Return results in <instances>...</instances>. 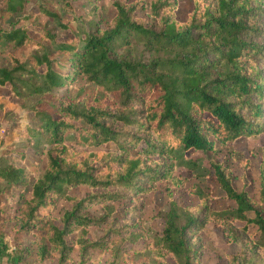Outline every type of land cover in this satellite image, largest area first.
<instances>
[{
    "label": "trees",
    "instance_id": "16d2710c",
    "mask_svg": "<svg viewBox=\"0 0 264 264\" xmlns=\"http://www.w3.org/2000/svg\"><path fill=\"white\" fill-rule=\"evenodd\" d=\"M33 1L0 0V21L9 14L6 29L0 23V56L8 59L0 63V87L17 100L7 106L8 96L0 94L2 117L12 123L0 139V216L8 213L16 233L31 240L38 262L56 257V264H69L73 250L78 264L88 261L105 245L86 236L110 215L108 203L163 183L168 205L161 234H147L138 250L121 252L108 244V264H196L186 234L208 222L240 246L227 264H264V155L257 199L234 189L222 163L210 159L206 168L186 155L189 149L216 151L263 126L264 45L247 40L260 32L255 21L264 17L263 0H194L184 21L175 18L176 0H112L115 15L104 24V0H85L88 10L82 15L64 0L63 13L76 26L71 37L61 40L53 28L40 26L33 38L26 26L17 25L43 14L56 29H68L58 12L41 4L38 12H26ZM138 10L144 18L135 15ZM32 48L22 57L16 54ZM62 59L64 71L56 70ZM29 98L34 102L27 105ZM11 137H21L33 151L44 150L38 174L34 163L23 167L5 159ZM107 143L115 149H98ZM179 168L189 171L190 179L174 175ZM210 172L232 207H209L200 183ZM28 183V198L11 216L1 197ZM77 186L104 191L69 195ZM178 187L198 198L197 216L170 196ZM59 198L70 203L60 225L51 213ZM95 205L106 216L87 215ZM236 221L243 225L234 228ZM250 226L257 233L254 239L247 236ZM23 251L15 247L11 252L0 237V264H26Z\"/></svg>",
    "mask_w": 264,
    "mask_h": 264
},
{
    "label": "rangeland",
    "instance_id": "374dc122",
    "mask_svg": "<svg viewBox=\"0 0 264 264\" xmlns=\"http://www.w3.org/2000/svg\"><path fill=\"white\" fill-rule=\"evenodd\" d=\"M64 0H35L26 4V12H38V4L43 5L44 8L50 11H56L60 14L61 20L68 26V29L58 30L55 28L54 23L49 21L43 14H38L37 18H29L26 20L17 21L18 26H26L28 34L33 38H37V31L40 26H47L53 28L57 36V40L64 39L72 36V31L75 30V22L70 20V16L63 13L62 2ZM112 0H104L101 9L102 24L109 21L115 15V9L111 5ZM131 1V0H124ZM194 0H176L174 15L179 21H184L192 11L194 7ZM71 3L73 12L76 15H82L87 12L88 6L85 0H69ZM264 3V0H263ZM135 15L140 18H144V15L140 10L136 11ZM258 32L255 35H249L247 40L264 45V17L256 18ZM1 26L6 29L9 25V14H5L1 18ZM32 49H20L16 51L18 56H23L31 53ZM8 59L6 54L0 56V63H7ZM64 59L60 63L55 65V69L64 71L66 63ZM260 64H264V58L261 59ZM92 91V90H87ZM72 91L63 92L64 95H69ZM58 93V91H57ZM0 94L7 95L5 100L8 104H16V99L11 95L10 91L1 86ZM34 102L33 98L27 100V105ZM3 112L0 111V139L3 135L4 129L11 128L12 123L6 121L2 117ZM31 114L28 113V118ZM263 126L252 134H242L234 139L232 142H226L223 146H218L216 151L204 152L200 150L189 149L186 155L193 160L197 161L200 165L209 168V160L212 159L216 162H220L230 173L231 184L236 190H244L249 197L257 199L259 196V176H260V163L262 155H264V114L262 118ZM23 139L21 137H11L10 144L8 146V155L6 160L13 162L16 165L28 167L32 163L35 164L36 174H38L44 168V162L42 160L44 150L38 148L35 151L30 148L24 147L21 143ZM77 147H84L81 143L75 144ZM90 149V148H89ZM99 150H114L115 146L112 143L100 145ZM21 154L23 157H18ZM174 175H180L187 179H190L191 173L184 168H179L173 172ZM33 179V175L29 176L30 182ZM20 188L17 187L14 193L8 198L1 197V200L6 202L11 212V216H16L18 213L19 204L23 199L29 196V186ZM202 190L208 194V205L211 209L221 210L232 207L233 201L226 197L224 191L219 187L218 183L213 178L212 172L204 179V182L200 183ZM164 184L158 185L155 190L142 193L136 192L133 195L126 193L122 199H116L108 204L112 209L109 216L106 217L105 222L100 223L89 228L87 239L99 240L105 242L104 247L93 251L89 260L83 264H108L110 261L109 252H105L108 244H112L114 248H119L121 252H127L131 250H138L144 247L148 241L147 234L156 231L157 234H161L164 227V220L162 218L163 211L168 205V193L164 190ZM113 190V188H110ZM104 189L88 188L87 186L73 187L68 191V194L77 198L85 197L91 193L100 194ZM19 195V197H18ZM170 196L178 206L191 207L193 214L197 216L199 214V200L196 196L190 195L183 188H173L170 190ZM70 208V203L64 198H59L53 206L51 213L56 218L55 223L60 225L58 220L62 213ZM9 212V211H7ZM86 214L94 216L96 218L106 216L104 210L95 205L86 209ZM13 214V215H12ZM3 221L0 222V237L1 240L8 245L10 251H14L15 247H21L24 249L23 257L26 264H56V257L53 259H44L42 263H39V255L35 250V245L31 243V240L22 234L16 233V227L14 221L10 218L8 213L0 216ZM242 222H234V228L241 227ZM195 226L189 230L186 234L189 245L193 249L194 260L196 264H227L228 257L237 253L240 250V246L237 242H229L225 237L224 230L216 226L213 222H208L202 228L197 229ZM111 230V231H109ZM115 230V231H114ZM243 234L242 231H238ZM15 235V237H14ZM74 236V235H71ZM247 236L249 239L257 237L255 227L250 226L247 229ZM71 262L69 264H78L79 256L76 250H73L71 255ZM170 264V262H169Z\"/></svg>",
    "mask_w": 264,
    "mask_h": 264
}]
</instances>
